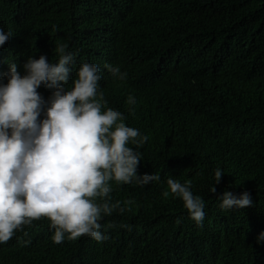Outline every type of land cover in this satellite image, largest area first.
Listing matches in <instances>:
<instances>
[{
  "label": "trees",
  "instance_id": "trees-1",
  "mask_svg": "<svg viewBox=\"0 0 264 264\" xmlns=\"http://www.w3.org/2000/svg\"><path fill=\"white\" fill-rule=\"evenodd\" d=\"M0 29L12 33L0 46V84L10 63L23 76L29 57L56 63L65 45L75 54L66 88L82 63L96 64L106 107L148 137L137 174L160 177L109 182L111 203H134L102 218L107 240L56 244L42 217L0 243V264H264V0H0ZM37 91L43 120L54 89ZM169 178L204 200L201 225L182 198L163 195ZM225 191H248L253 204L223 210Z\"/></svg>",
  "mask_w": 264,
  "mask_h": 264
},
{
  "label": "clouds",
  "instance_id": "clouds-1",
  "mask_svg": "<svg viewBox=\"0 0 264 264\" xmlns=\"http://www.w3.org/2000/svg\"><path fill=\"white\" fill-rule=\"evenodd\" d=\"M11 32L0 29V46ZM65 45L57 47L59 60L50 63L45 56L29 57L21 76L16 63L9 64L7 84H0V243L8 242L17 230L42 217L50 221L53 241L63 243L87 235L97 242L108 239L100 231L101 220L114 210H130L132 200L111 203L110 181L148 185L159 180L157 174H137L141 162L136 149L147 136L126 126L124 115L111 107L103 91H98L101 74L94 63L84 62L78 69L71 89L68 67L74 53ZM121 81L127 72L119 66H106ZM45 84L54 89L43 120L39 117L45 104L37 89ZM129 105H135L133 96ZM129 142L136 148L129 147ZM215 170V184L222 177ZM169 191L163 195L182 198L191 219L201 225L204 200L193 194L191 182L169 178ZM212 186L209 192L215 193ZM223 210L243 209L253 204L244 191L239 196L225 191ZM259 239H264V233Z\"/></svg>",
  "mask_w": 264,
  "mask_h": 264
}]
</instances>
